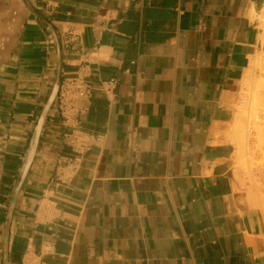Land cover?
Here are the masks:
<instances>
[{
    "label": "crops",
    "instance_id": "obj_1",
    "mask_svg": "<svg viewBox=\"0 0 264 264\" xmlns=\"http://www.w3.org/2000/svg\"><path fill=\"white\" fill-rule=\"evenodd\" d=\"M263 15L0 0V264H264L235 168Z\"/></svg>",
    "mask_w": 264,
    "mask_h": 264
},
{
    "label": "rangeland",
    "instance_id": "obj_2",
    "mask_svg": "<svg viewBox=\"0 0 264 264\" xmlns=\"http://www.w3.org/2000/svg\"><path fill=\"white\" fill-rule=\"evenodd\" d=\"M260 71L261 76L247 86L240 105L235 168L251 203L264 219V55Z\"/></svg>",
    "mask_w": 264,
    "mask_h": 264
},
{
    "label": "built area",
    "instance_id": "obj_3",
    "mask_svg": "<svg viewBox=\"0 0 264 264\" xmlns=\"http://www.w3.org/2000/svg\"><path fill=\"white\" fill-rule=\"evenodd\" d=\"M79 94L82 96V95H84V92L83 91H80Z\"/></svg>",
    "mask_w": 264,
    "mask_h": 264
}]
</instances>
